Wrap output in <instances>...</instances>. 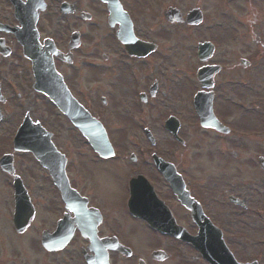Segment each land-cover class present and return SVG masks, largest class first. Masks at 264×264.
<instances>
[{
  "label": "flooded vegetation",
  "instance_id": "1",
  "mask_svg": "<svg viewBox=\"0 0 264 264\" xmlns=\"http://www.w3.org/2000/svg\"><path fill=\"white\" fill-rule=\"evenodd\" d=\"M225 1L232 3V8L236 6L232 0ZM259 1L261 5L249 4L252 9L246 17L232 19L235 23L232 26L235 29H232L236 31H230L228 36H207L204 39H197L199 28L201 32H213V29L202 28L203 15L198 22L194 21L196 16L189 15L198 7L185 12L169 5L161 15H157L160 18L152 13V17L156 18L155 23H158L155 28H159L156 37L163 42L169 40L170 26H174L176 31L186 33L184 37L180 35L179 39V50L183 54L197 56L200 50L201 53L210 54L204 63L197 57L195 63H187L167 62L165 50L170 51V48L160 41L139 35L133 16L135 11L129 10L122 1V6L132 19L134 36L155 44V49L144 56L124 50L108 26L106 6L98 0H0V131L6 134L10 131L13 135L17 123L26 115L41 123L40 117L38 120L32 118L31 115L35 114L31 111L36 109L40 114H45L40 103L47 104L51 112L49 127L53 133L52 142L65 157L64 168L69 186L87 202L86 211L75 208L72 202V206L66 207L49 174H44V180L53 192L39 207L30 187L33 177L26 178L17 170L23 186L30 191L34 214L28 225L16 231L12 221L13 178L3 174L5 185L2 198L3 205L4 202L7 206L9 204L7 219L12 230L10 233L26 247H38L40 255H35V264H47L40 262L43 256L46 259L52 257L49 261L52 264H88V260L100 262L101 252L104 251L107 264H207L190 244L180 240L166 237V241L159 245L166 254L165 259L160 261L151 257L155 248H152L153 244L138 253L130 241L123 239L122 235L130 234L126 221L144 225L129 217L126 208L130 194L129 181L138 176L151 185L156 197L167 205L177 224L191 234H196L198 229L191 224L185 207L176 201L169 182L156 168L153 157L173 165L190 195L222 232L224 245L238 263L252 261V256L257 264H264V237L261 243L255 236V239L247 238L249 232H259L254 221L258 222L260 230H264V224L260 225L264 221V171L259 165V159H264V64L253 62L254 56H264V26L252 27V24L264 21V14L259 10L264 9V0ZM156 4L160 6L159 1ZM23 5H27L25 13L22 7L16 15L15 7ZM148 8L153 12L151 4ZM169 8L179 12L178 20L167 17ZM34 17L39 43L42 44L45 39L52 40L63 56L54 57L53 64L71 96L108 132L115 151L112 158H90L89 145L57 105L33 90L31 63L25 58L23 46L13 32L23 34L24 23ZM57 20L62 24H57ZM104 21L105 25L101 23ZM88 28H92L98 37L93 44V50L94 47L98 50H90L86 40V36L90 35ZM115 28H118V24ZM190 31L195 39H192ZM246 36L247 43L243 42ZM203 43L210 44L211 49L202 50ZM238 43L243 45L240 51H235L234 46ZM235 52L248 56L238 58L242 74L231 63ZM253 65L258 67L256 70H262L257 76L251 75L250 79L248 73ZM203 66L216 67L211 80L208 78L210 85L208 80L203 83L197 79ZM251 80L252 84H249ZM205 84L209 85L207 89L203 88ZM200 92H211L212 98L207 104L205 96L202 97V102L198 103L199 114L193 101ZM25 101L33 103L34 108L27 109L23 103ZM209 104L211 115L207 112ZM13 113H16L15 118H11ZM213 117L221 126H209ZM110 130L115 132L117 143L112 139ZM9 146V138L0 143L1 150ZM197 157L213 166L205 172L200 168L193 169ZM84 163L114 164L120 170V193L116 189L115 195L105 196L109 190L103 189L100 177L106 176L109 171L91 174L99 179L95 185L89 184ZM14 167L16 170V160ZM190 168L193 170L190 171ZM198 178L200 185L196 184ZM212 190H218L214 196L210 195ZM49 201H52L51 204ZM254 201H257V206L249 207L248 204ZM207 206L214 208L218 218L208 212ZM94 210V213L89 212ZM234 213L238 216L246 214L248 217L245 216L244 220H250L249 224L238 219L240 217L232 219L229 214ZM227 215L230 218H224ZM42 239L48 240L54 248L45 249ZM63 239L67 240L65 245L57 249L56 245ZM108 241L114 243L107 248L105 245ZM116 243L130 248V254L123 255L111 249ZM238 246L246 248L242 250ZM249 246L252 247L251 252Z\"/></svg>",
  "mask_w": 264,
  "mask_h": 264
},
{
  "label": "rangeland",
  "instance_id": "2",
  "mask_svg": "<svg viewBox=\"0 0 264 264\" xmlns=\"http://www.w3.org/2000/svg\"><path fill=\"white\" fill-rule=\"evenodd\" d=\"M121 1L125 3V6L129 8V10L135 11L133 16L135 18L137 29L140 32L138 33L139 35L144 36V37H150L151 39L155 41H160L162 42L163 46H168L170 48V51L165 50L167 52L166 53L167 62L169 60V62H187V63H192V62L195 63V57H194L195 55L194 54L186 55V54H183L179 50L181 46V44L179 43L180 35L183 36V35H186V33H180L176 31V28L174 26H170L171 36L169 40L163 42V40L160 37H156V30L159 28H155V25L158 24V23H155V21L157 17L160 18V16H157V15H161V12L164 9H166L167 6L170 5V6L177 7L181 11H185V12L192 9L193 7H198L200 10H202L203 16L205 17V19H203L202 28L204 29L206 26V27H209L211 30L213 29V32L212 31L201 32L202 31L201 27L199 28L197 39H199L200 37L204 39L207 36H210V37H216L217 35H219L220 37L223 35L228 36L230 31L232 32L236 31V30H233L235 29L233 28L235 23L232 19L234 18L243 19L250 13V10L252 9V7H250L249 4H258L261 2L259 0H232L234 1V4L236 5L234 8H232L231 7L232 3L228 4L229 1L226 2L225 0H157V1L156 0H121ZM151 1L152 3H150ZM154 1L155 3L153 4ZM158 1L160 2V6L156 4V2ZM150 4L152 5L153 12H151V10H149L148 8V5ZM258 5H261V4H258ZM259 10L261 11V13L264 14V9H259ZM152 13L154 14V17L156 18L152 17ZM162 18L163 17L161 16V20ZM96 19H99V17H97ZM151 21H153V23H150ZM101 23L105 25V21ZM147 23H149L148 26H147ZM57 24L60 25L62 23L57 20ZM260 25L264 26V21L262 23H257V25L252 24V27L258 28V26ZM88 29H90L89 30L90 35L89 37L86 36V40L89 43L90 50L91 51L98 50L97 47H94L95 50H93V44L94 42H96L98 37L96 36L92 28H88ZM189 34L192 35V39H195L191 31L189 32ZM260 36H263V34H260ZM243 42L245 43L248 42L247 36L243 40ZM242 45H243L242 43H238L237 45L234 46V50L240 51V48ZM168 54H169V57H168ZM238 58H248V56L243 55L241 53H236V52L233 55V60L231 61V63H233L235 69H237L239 73L242 74L243 72L241 68L238 67V63H239ZM253 62L257 64H264V56H254ZM257 68H258L257 66L253 65L252 68L249 69L248 77L250 79H252L251 75L257 76L258 74L261 73L262 69L256 70ZM249 84H252V80L249 81ZM25 98L26 97H24V99ZM25 102L23 103L25 104L24 106H27V109L32 110L34 108L33 103H30L28 101H25ZM40 108L41 110H43L42 112L45 113L46 115L40 114L39 111H37L36 109L32 110L31 112L35 114L34 117L36 118L40 117L39 119L42 120L44 125H46L47 127H49V125L51 126L50 124L51 119L49 118V116H51V112H50V109L48 108V105L44 103H40ZM15 117H16V113H13L11 118H15ZM1 126L2 124L0 125V128ZM10 133H11L10 131L7 134L0 131V143L3 144L4 142H6V139L11 136ZM114 134L115 132L113 130L112 131L110 130V135L112 136V139L116 142L117 137ZM7 151H11L10 147ZM0 152H2L1 149H0ZM15 156H16L17 170H19L20 173L26 178L27 176L33 177L30 180L31 191L33 192L32 193L33 197L39 203V207H42L41 203L44 202L45 199H49L53 192L49 183L44 180V176H45L44 174L46 173H44L43 170H41L42 172L40 171V168L36 166L35 161L33 160L30 154H26V153L16 154ZM212 166L213 165L210 162L204 160L203 158L197 157L194 159L193 169L200 168L202 172H205V171H208ZM83 168L86 171V179L88 180V183L91 185H95L97 183L96 180L99 179V177L94 178L93 175L91 174L102 173L103 171H109V173H107L106 176L100 177V179H102L103 181L105 180V185L107 186L109 190V193H105V196L110 197V196H113L112 194L115 195L116 189L120 193V188H119L120 178L118 177V173H120V170H118L114 164L105 163V164H99V165H93V164L90 165L88 163H84ZM193 169L190 168V171H192ZM125 173L126 172H124L123 175H125ZM201 180L203 181V179ZM4 182H5L4 176L2 177L0 176V190L4 188L3 187V185H5ZM199 183H200V178H198V181L196 184L200 185ZM217 191L215 190L210 191V195L214 196V194ZM118 200H120L119 197H118ZM51 202L52 201H49V204H51ZM113 203H114V199H113ZM248 205L249 207L257 206V201H254L253 204H248ZM6 207L7 209H5ZM8 208H9V204L7 206L6 202H4V205H3V198L2 196H0V262L2 264H21L20 260L19 262L14 261L15 257L17 256L20 259L22 258V262H23L22 264H33L26 257L23 251L26 252V250H28L30 255H33L34 253L35 255L39 256L40 254L38 253L39 252L38 247L36 245H30L31 247L29 250L24 244L19 242L20 240L18 239V237H16L15 239L14 238L15 236L14 237L12 236L11 234L12 230L10 231L9 223L7 219ZM207 210L208 212H210L211 215L213 213L215 217L218 218L217 212L214 210L213 207L207 206ZM229 215L234 216V217H240L239 219L244 221V223L246 221L245 223L246 225L249 224L250 220L249 221L244 220V218H246L245 216H247L246 214H243V216L232 215V214H229ZM224 218H230V217L227 215V216H224ZM221 221H223V219H221ZM253 223H255V226H256L255 228L259 232H255V231L251 233L249 232V234L247 235V238H254L255 236V238L261 240L264 237V234H263L264 230L259 229L260 227L257 221H254ZM127 224H128L127 230L130 234L122 235V237L124 240L130 241L135 247V249L138 251V253H140L141 249L143 248L147 249V247L150 246V244H154L156 243V241L157 242L161 241L160 238H157L150 231L145 230V228L140 226L141 224L136 223V222H130V221H128ZM263 224H264V221H262L260 225H263ZM244 239L245 237L243 238V240ZM156 244H154L152 248ZM12 246H13L14 251L17 250L16 253L11 251ZM237 248H240L243 250L246 247L238 246ZM4 250L7 253H5ZM246 251H248V247ZM249 251L250 252L252 251L251 246H249ZM179 256H182V255L179 254ZM33 260H35V258H33ZM50 260H52V257L46 259L43 256L41 258V263L46 262L47 264H52V262H49ZM74 264H76V262H74Z\"/></svg>",
  "mask_w": 264,
  "mask_h": 264
},
{
  "label": "water",
  "instance_id": "3",
  "mask_svg": "<svg viewBox=\"0 0 264 264\" xmlns=\"http://www.w3.org/2000/svg\"><path fill=\"white\" fill-rule=\"evenodd\" d=\"M38 151V150H37ZM154 217V221L156 222V223H161L162 222V220H164V217H163V215L161 214V213H158V214H156L155 216H153ZM160 225H162V224H160ZM173 230L174 231H176V229L175 228H173ZM180 232V231H179ZM180 234H181V232H180ZM188 239H191V238H188ZM193 240H195V241H192L194 244H195V246L196 247H199V248H202V245H201V243H197L196 241L198 240L199 241V239L196 237V238H192ZM197 243V244H196ZM205 255H207L208 256V254H205Z\"/></svg>",
  "mask_w": 264,
  "mask_h": 264
}]
</instances>
